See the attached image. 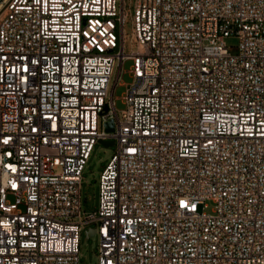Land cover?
I'll return each instance as SVG.
<instances>
[{"label":"built area","instance_id":"built-area-1","mask_svg":"<svg viewBox=\"0 0 264 264\" xmlns=\"http://www.w3.org/2000/svg\"><path fill=\"white\" fill-rule=\"evenodd\" d=\"M126 19L124 0H0V264H80L92 224L98 264H264V0H135L130 54ZM100 141L117 152L85 213Z\"/></svg>","mask_w":264,"mask_h":264},{"label":"rangeland","instance_id":"rangeland-1","mask_svg":"<svg viewBox=\"0 0 264 264\" xmlns=\"http://www.w3.org/2000/svg\"><path fill=\"white\" fill-rule=\"evenodd\" d=\"M125 12L127 15L126 23L124 24V52L130 54L138 50V42L134 35V27L132 22L135 0H124ZM118 48L120 49V26L117 28ZM225 44L228 46L229 52L232 55L239 53V39L236 36H229L225 39ZM132 66L131 60H126L123 63L122 73L119 79L120 83L114 91L115 108L118 114L125 110L126 106L123 101V96L126 92V87L132 82V76L129 73ZM118 72H116L117 75ZM117 152V145L105 147L101 143H97L88 159L84 170L82 172V188H81V210L85 213H92L98 209L99 206V181L101 173L106 165ZM208 207L205 208L207 213H211L214 207L212 202H207ZM90 227L95 228L92 224ZM98 248L99 238L91 236L87 238L85 232L81 234L80 238V264H98Z\"/></svg>","mask_w":264,"mask_h":264},{"label":"water","instance_id":"water-1","mask_svg":"<svg viewBox=\"0 0 264 264\" xmlns=\"http://www.w3.org/2000/svg\"><path fill=\"white\" fill-rule=\"evenodd\" d=\"M105 130L108 133L114 131V121L113 120H111V121H109V122L106 123ZM100 143L102 145H104L105 147H110V146H113L114 145V142L113 141H100ZM94 233H95V229L94 228H90L89 230H87L85 232L87 238L93 236Z\"/></svg>","mask_w":264,"mask_h":264}]
</instances>
